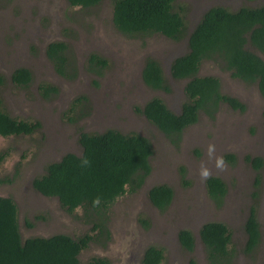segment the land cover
Here are the masks:
<instances>
[{"label": "rangeland", "instance_id": "obj_1", "mask_svg": "<svg viewBox=\"0 0 264 264\" xmlns=\"http://www.w3.org/2000/svg\"><path fill=\"white\" fill-rule=\"evenodd\" d=\"M263 4L264 0H174L186 25V34L176 41L160 34H123L113 23L112 0L88 8L72 6L68 0H0V74L4 77L0 109L18 119L40 122L31 134L0 136V196L15 201L22 240L58 233L96 235L79 254L80 264H96L94 259H104L106 264H141L149 246L163 249L162 264H209L199 229L205 222L221 221L231 232L233 264H264V98L257 84L234 77L223 62L205 59L199 75L218 77L222 93L237 98L244 108L222 103L214 118L200 112L178 145L141 111L147 101L158 97L180 112L186 100V80L174 79L170 64L188 52V34L205 11L214 6L235 11ZM54 41L68 45L67 76L56 71L46 54ZM90 54L107 60L102 75L90 69ZM148 57L162 65L169 91L144 83L142 69ZM19 67L31 72L27 86L11 79ZM42 85L57 91L45 96ZM108 129L146 136L153 147L152 170L139 190L113 202L108 212L109 234L98 236L82 208L68 211L57 197L38 192L33 180L66 153L81 154V132ZM210 144L215 146V156L225 160V170L217 169L215 160L209 159ZM202 165L227 185L221 205L208 196L206 179L199 175ZM163 183L173 188L174 196L161 211L150 201L148 191ZM251 210L261 236L255 248L246 252L245 222ZM184 228L195 236L192 251L178 239Z\"/></svg>", "mask_w": 264, "mask_h": 264}, {"label": "trees", "instance_id": "obj_2", "mask_svg": "<svg viewBox=\"0 0 264 264\" xmlns=\"http://www.w3.org/2000/svg\"><path fill=\"white\" fill-rule=\"evenodd\" d=\"M101 0H68L72 6L88 8ZM113 23L125 35L160 34L180 40L186 34L183 16L174 8V0H112ZM189 50L177 56L170 64L174 79L186 80V100L180 112L171 110L165 102L153 97L141 110L173 144L178 145L183 131L195 124L200 112L214 118L222 103L234 109H243L237 98L223 94L221 81L212 75H199L205 59H216L232 75L247 83H256L264 98V4L258 7L243 6L231 11L214 6L205 11L188 34ZM68 45L62 41L48 44L46 54L61 75L67 76ZM90 69L102 75L107 60L90 54ZM13 82L27 86L32 75L29 69L19 67L11 75ZM144 83L157 90L169 91L162 65L148 57L142 69ZM4 77L0 74V85ZM45 96L57 91L54 86H41ZM40 127L38 121H28L11 116L0 109V136L31 134ZM81 154L66 153L60 160L49 163L44 174L34 178L33 187L42 195L57 197L68 211L82 208L92 221V230L109 234L107 228L110 206L127 192H136L151 173V141L144 135L123 133L108 129L102 133L81 132ZM2 157L0 156V160ZM88 161V163H85ZM255 161L262 163L260 158ZM208 196L221 205L227 194L226 183L218 176L205 181ZM152 204L166 210L174 191L168 184H157L148 191ZM31 225V224H30ZM247 239L245 251L251 252L260 240V227L254 210L245 222ZM97 236V237H98ZM96 237L85 233L78 237L58 233L51 236L21 238L18 207L11 197L0 196V264H80L79 254ZM199 237L203 242L209 264H233L229 227L221 221L201 225ZM180 243L192 251L195 236L190 229L178 232ZM164 251L157 246L145 249L141 264H162ZM96 264H106L104 259H94ZM192 264H195L192 262Z\"/></svg>", "mask_w": 264, "mask_h": 264}, {"label": "clouds", "instance_id": "obj_3", "mask_svg": "<svg viewBox=\"0 0 264 264\" xmlns=\"http://www.w3.org/2000/svg\"><path fill=\"white\" fill-rule=\"evenodd\" d=\"M208 156L209 159H214L215 160V167L220 170H225L227 167V164L223 157L215 156V146L214 145H209L208 146ZM85 163H88V161H85ZM211 172L210 169L206 165H202L200 170H199V175L202 180L209 178Z\"/></svg>", "mask_w": 264, "mask_h": 264}, {"label": "flooded vegetation", "instance_id": "obj_4", "mask_svg": "<svg viewBox=\"0 0 264 264\" xmlns=\"http://www.w3.org/2000/svg\"><path fill=\"white\" fill-rule=\"evenodd\" d=\"M144 254V253H143Z\"/></svg>", "mask_w": 264, "mask_h": 264}]
</instances>
